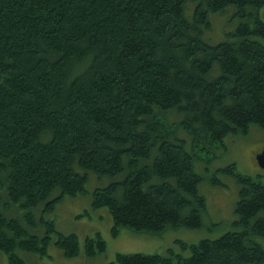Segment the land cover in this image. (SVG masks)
I'll use <instances>...</instances> for the list:
<instances>
[{
  "label": "trees",
  "instance_id": "16d2710c",
  "mask_svg": "<svg viewBox=\"0 0 264 264\" xmlns=\"http://www.w3.org/2000/svg\"><path fill=\"white\" fill-rule=\"evenodd\" d=\"M263 8L264 0H0V251L8 264H28L19 251L48 255L51 232L67 256L79 254L77 234L44 215L84 194L93 177L109 179L92 199L109 208L114 235L203 226L200 164L206 170L230 136L264 127ZM215 15L225 22L216 26ZM219 172L239 187L230 229L180 241L181 251L118 253L117 261L264 264V181L235 163ZM215 173L212 183L224 185ZM12 206L23 218L8 214ZM23 219L43 222L46 233ZM85 245L88 256L107 247L99 233Z\"/></svg>",
  "mask_w": 264,
  "mask_h": 264
},
{
  "label": "rangeland",
  "instance_id": "374dc122",
  "mask_svg": "<svg viewBox=\"0 0 264 264\" xmlns=\"http://www.w3.org/2000/svg\"><path fill=\"white\" fill-rule=\"evenodd\" d=\"M264 17V8L262 14ZM234 23L239 22L236 9L230 14ZM214 24L225 22V16L215 15ZM227 26L217 27L218 36L224 39L227 35ZM231 28V29H232ZM230 29V30H231ZM220 40V39H218ZM264 148V127H252L247 133L230 136L225 146L215 148L210 157H213L207 169L200 164V172L204 180L200 185L201 192L206 196L207 209L203 217V226L199 228L170 227L160 233L139 232L130 228H121L118 234H113V217L106 206L95 207L93 205V189L97 186H105L109 179L93 177L87 184V191L76 196H66L56 203L53 211L46 213L45 218L52 219L58 231L69 234L76 233L80 242V252L75 256H67L55 243L57 233L51 232L52 240L48 244V255L39 256L24 251L19 253L27 260L28 264H122L117 261L118 253H160L166 255L170 248L181 251L180 241L187 243L198 242L205 236L217 237L222 232L231 228V223L236 217L235 205L238 199V184L235 179L226 173L219 172L218 168L235 163L237 169L245 174L258 177L264 181V168L256 161V154ZM207 154L205 157L207 158ZM218 172V171H217ZM215 173L222 184L212 183V175ZM8 214L23 218V213L16 206H12ZM41 211H36L38 219ZM25 226L35 234L43 236L47 229L43 222L39 221L36 227H30L23 219ZM101 234L107 247L101 253L94 256L86 254V240L88 237ZM184 254H189L185 251ZM0 264H8L7 255L0 251Z\"/></svg>",
  "mask_w": 264,
  "mask_h": 264
},
{
  "label": "water",
  "instance_id": "95a60500",
  "mask_svg": "<svg viewBox=\"0 0 264 264\" xmlns=\"http://www.w3.org/2000/svg\"><path fill=\"white\" fill-rule=\"evenodd\" d=\"M256 159H257L258 164L262 168H264V148L260 152L257 153Z\"/></svg>",
  "mask_w": 264,
  "mask_h": 264
}]
</instances>
